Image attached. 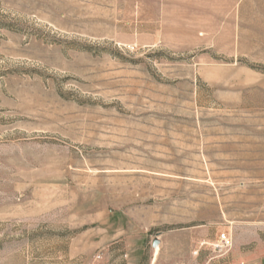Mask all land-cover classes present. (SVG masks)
I'll return each instance as SVG.
<instances>
[{"label": "rangeland", "instance_id": "374dc122", "mask_svg": "<svg viewBox=\"0 0 264 264\" xmlns=\"http://www.w3.org/2000/svg\"><path fill=\"white\" fill-rule=\"evenodd\" d=\"M238 259L264 260V0H0V264Z\"/></svg>", "mask_w": 264, "mask_h": 264}, {"label": "built area", "instance_id": "2783aa9c", "mask_svg": "<svg viewBox=\"0 0 264 264\" xmlns=\"http://www.w3.org/2000/svg\"><path fill=\"white\" fill-rule=\"evenodd\" d=\"M232 241L228 234H221L218 238V242L215 246V249L218 250V252L227 251L231 249Z\"/></svg>", "mask_w": 264, "mask_h": 264}, {"label": "crops", "instance_id": "0c3cea01", "mask_svg": "<svg viewBox=\"0 0 264 264\" xmlns=\"http://www.w3.org/2000/svg\"><path fill=\"white\" fill-rule=\"evenodd\" d=\"M237 263L238 264H258L255 261L250 262V261H247V260L245 261L244 259H238ZM259 264H264V260H261Z\"/></svg>", "mask_w": 264, "mask_h": 264}]
</instances>
